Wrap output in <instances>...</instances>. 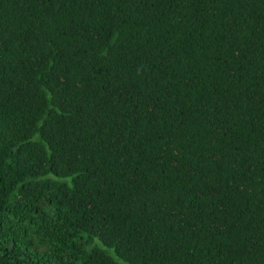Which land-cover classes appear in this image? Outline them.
I'll return each instance as SVG.
<instances>
[{
	"label": "trees",
	"instance_id": "obj_1",
	"mask_svg": "<svg viewBox=\"0 0 264 264\" xmlns=\"http://www.w3.org/2000/svg\"><path fill=\"white\" fill-rule=\"evenodd\" d=\"M0 264H264V0H0Z\"/></svg>",
	"mask_w": 264,
	"mask_h": 264
}]
</instances>
